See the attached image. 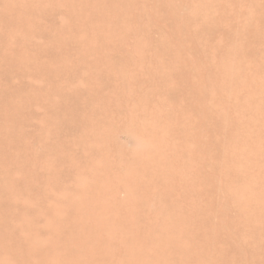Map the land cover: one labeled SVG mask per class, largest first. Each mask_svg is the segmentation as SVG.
<instances>
[{
	"label": "bare ground",
	"instance_id": "obj_1",
	"mask_svg": "<svg viewBox=\"0 0 264 264\" xmlns=\"http://www.w3.org/2000/svg\"><path fill=\"white\" fill-rule=\"evenodd\" d=\"M195 2L207 18L193 34L182 35L178 26L174 30L179 34L178 40L171 41L169 37L167 45L160 47L150 39L147 41L148 36L145 43L130 37L125 28L147 35L144 26L150 23L157 29L159 18L168 14L166 8L174 5L173 0H51L54 5L63 6L69 24L52 40L51 58L57 63L56 72L41 67L36 74L40 72L53 80L69 73V69L83 67L87 71L90 93L79 90L70 93L56 83L54 90L61 101L51 110L56 119H62L66 131L75 129L81 134L75 142L84 149L86 165L91 164V168L106 161L94 174L97 183L82 193L80 203L69 206L61 221L54 225V240L64 257L56 258L57 263L264 264V102L257 98L263 94L260 84L264 81V3L260 0ZM228 3L234 11L238 10L239 20H235ZM251 11L255 13L253 19L247 17ZM0 21L11 31L16 24L25 25L28 32L45 33L48 27L32 26L27 12L15 5L0 15ZM238 21L242 22L235 25ZM79 37L76 55L65 58V51L70 50L68 40ZM121 41L124 45L118 48ZM181 43L189 52L198 44L206 43L210 47L201 51L194 67L180 51ZM193 52L196 57V51ZM7 59L23 65L19 53H12ZM139 68L145 72L139 74L136 71ZM197 70L203 79L196 75ZM162 72L175 84L172 91L164 84H157L153 94L149 91L150 95L140 98L146 96L140 84L160 78ZM113 74L118 76L116 81L111 78ZM100 80L113 86V90L105 92L103 85L97 83ZM155 94L162 95V104H155ZM196 95L205 98L210 95L211 99L206 104L196 103L200 101ZM37 98L27 94L22 104L16 106L9 105V98H4L2 107L10 112L8 119L12 120ZM89 100L95 102L92 107L88 106ZM143 101L147 108L151 104L155 109L151 123L138 118L143 116ZM120 111L124 115L122 119L128 115L134 128L151 137L155 148L147 158L134 159L133 167H125L127 162L120 167L116 165L115 172H111L112 164L119 165L110 161L112 148L95 163L89 155L94 152L93 144L102 145L116 124L125 123L126 120L120 119L113 126L110 120H116ZM161 119L172 121L162 125ZM2 125L3 122L0 164L9 165L16 160L15 153L10 150V137ZM45 126L49 135L57 136V123L48 121ZM170 135L175 140L169 139ZM64 145L56 142L52 151L58 154H46L42 163L53 168L71 160ZM39 158L32 150H26L20 160L27 186L34 191L41 189L47 180L36 171L41 167ZM200 159L201 166L196 169ZM171 167L188 173L193 182L197 175L199 186L186 179L184 184H178V180L167 174ZM216 174L225 176L224 189L230 198H243L237 205L238 213L233 216V229L227 225L221 229L210 227L201 213L209 210L212 213L215 209L210 196ZM115 181L126 188L127 197L123 201L108 196L107 190ZM1 188L5 187L1 185ZM155 189L164 191L163 202L156 213H148L144 201L149 191ZM179 195L190 203L182 206L176 198Z\"/></svg>",
	"mask_w": 264,
	"mask_h": 264
},
{
	"label": "rangeland",
	"instance_id": "obj_2",
	"mask_svg": "<svg viewBox=\"0 0 264 264\" xmlns=\"http://www.w3.org/2000/svg\"><path fill=\"white\" fill-rule=\"evenodd\" d=\"M173 1L175 6L170 5L171 7L166 8L168 14L159 18L157 29L154 25L147 23L144 26V33L146 32V35L134 31L133 28L126 27L125 30L128 31V35L136 39H141V42L143 41L142 43L146 42L145 39H147L146 37L148 36L147 41L150 39L154 43H158V46L165 47L169 42V37L171 41L178 40L179 34L174 31L177 30L178 26H180L181 29L179 33L182 35L195 33L198 24L205 20L207 16L202 14L195 0H187L184 2H182V0ZM36 2L39 3L37 4ZM260 3L263 4L264 0H260ZM12 5L24 9L27 12L29 23L32 26L37 28L48 27L45 33L28 32L25 25L16 24L15 28L11 31L8 25L0 21V124L3 122L1 127L10 137V150L14 151L16 155V158L15 155H13L14 160H16L11 164H0V264H8L7 261H12L13 264H65L62 261H60V263L55 261L56 258L64 259V257L54 240V225L61 221L63 215L68 212L69 206L80 203L82 193L92 188L93 184L97 183V177L94 174L104 167V162L106 163V161L102 159L106 157V154H109V149L112 148L115 152L111 155L110 161L119 163V165L112 164V167H110V171L115 172L116 165L120 167V164L124 165L128 162V166H124L133 167L135 162L134 159L147 158L149 153L154 150L155 146L150 136L147 137L141 134L140 131L132 126V121H128V115V117L126 116L125 119H122L124 115H122L123 111L121 110V115L117 113V118L120 117L119 119L110 120H113V126L118 123L119 121L117 120L120 119L126 120L125 123L127 122V124L122 123L124 121L121 120L123 125L120 123L116 124L114 129H112L113 131H110L111 133L108 134L109 136L107 135V139L105 138L102 141V145L93 144L94 146H91V150L94 152L89 155V159L92 160V163L102 161L100 164H96L91 168V164L86 165L84 149L75 142L81 134L75 129H68V131H66L67 127L64 122L62 119L55 118L56 114H53L54 111H52L51 108L55 105L58 106L57 103L61 101L59 94L54 90V84L56 83L61 84L62 89L70 93L76 90L84 91L88 94L90 93L86 83L87 71L83 67H79L74 71L69 69V73H62L63 75L61 74V77H57L53 80L49 77L42 76L40 72L36 74L41 67L49 72H56L55 67L57 63L54 61L52 62L51 58L54 52L51 48L53 46L52 40L60 36L62 29L69 24L67 14L63 6L52 4L51 0H0V15L10 10ZM227 7L233 11L235 20H239L240 14L238 10L237 12L234 11L230 3H228ZM247 9L250 11V6ZM253 11L249 12L247 17L253 19L255 16ZM240 22L242 21H238L235 25H239ZM124 24L128 25L127 23ZM147 31H149L150 34ZM180 38H183V36ZM187 41L190 43L189 39ZM67 43L70 50L65 51L64 57L66 58L68 55V57H70V55L75 56L78 51L76 45L79 46L80 37L78 39H69ZM205 44L206 43L198 44V46L195 47L193 51H196V57L195 53L193 51L189 52L182 43L179 49L183 51V55L186 56L188 61L195 67L196 61L200 59L201 51L210 47L209 44ZM123 45L121 41L117 46L121 48ZM100 50L103 51L104 47H100ZM12 53L20 54V60L23 65L17 62H10V60L7 59ZM136 71H139V74L145 72L144 68H139ZM127 74L132 76L131 73H128V70ZM161 74L162 76H160ZM161 74L159 75L160 78H158V76L152 78V80L147 81V84L146 82L140 84V81V89L146 95L140 98H145L148 94L150 95L149 91L153 94L155 88L161 84H164L166 89L168 88V90L171 89L172 91L175 84H173L171 79L169 80L166 78L163 72ZM196 75H200L202 78L199 71ZM111 78L116 81L118 76L116 74L114 77L113 74ZM165 79H167V82ZM160 80L162 81L160 82ZM102 81L106 82L104 80ZM102 81L100 80L97 83L100 82L101 86L103 85V90L105 92L113 90V86L109 85L107 82L104 85ZM260 88L263 94H260L257 98L259 102H264V81L261 82ZM27 94L39 98L25 105V111L20 114V116H15L12 120L8 119L10 112L2 107L3 99L9 98V105L16 106L22 104L23 96ZM1 96L5 97L2 98ZM155 96L157 97V101L159 100L158 102ZM159 96L157 94L153 96L154 102L157 105H160V103L162 104V100H164L162 95ZM196 96V100H200L196 103L202 102L206 104L211 99L210 95L208 98ZM94 103L95 102H90L89 100L88 106L92 107ZM142 104L144 110H142L143 112L141 113L146 118L140 115H138V118H141V121H144V123H151L153 121L152 119L155 118L152 116L153 110L155 109L152 108L153 106H151V104H148L149 108H147L144 101ZM130 119L132 120V117H130ZM48 121L57 123V136H51L46 131L45 125ZM170 121L172 120L169 119L164 122L163 119H161L162 125H168ZM4 123L6 124L5 127ZM168 138L175 140L172 135ZM60 141L61 144L62 142L65 143L64 149L70 155L69 157L71 160L65 163L60 162L58 165L56 164L51 168L47 164H44V157L46 154H58L52 151V149L54 144ZM198 146L202 148V146ZM9 147H7V149ZM262 149L264 151V147ZM26 150H32L35 154L39 155V163H41L40 165L43 169L39 166L40 168L36 169V171H40L42 175L47 178L38 191H34L27 186V177L21 169L20 160H23ZM185 155L187 156V153H185ZM201 163V159L196 162V169L201 166ZM168 170L167 174L172 175L175 181L178 180L177 183L180 185L184 184V179H186V181L188 180L190 184H196V187L200 184L197 175L196 182H193L192 179L189 178V174L187 173L186 175V172L178 169V167H171ZM55 173H57L58 176H56ZM52 175H54V177H51ZM215 177L213 194L210 196L211 201L214 203L213 208L215 209H213L212 213L211 210H209L210 212L201 213H204L207 224L209 223L208 225L210 227L221 229L227 228L228 226V229H233V216L238 213L237 205L243 198L237 196H235L234 199L230 198L231 195L224 189L225 176L216 174ZM100 180L103 179L100 178ZM115 183H117V181L109 186V190H107V193L109 191L108 196L111 198L113 196L115 199L118 197V201H123L127 197L126 188L125 186H118ZM1 185L5 188L2 189ZM161 192L163 193L164 191L159 189L149 191L144 201L146 212L149 211L148 213H151V211H153L152 213H156V211L159 210L164 198V194ZM114 194L117 195L114 196ZM176 198L180 200L182 206H187L190 203L184 196L179 195Z\"/></svg>",
	"mask_w": 264,
	"mask_h": 264
}]
</instances>
